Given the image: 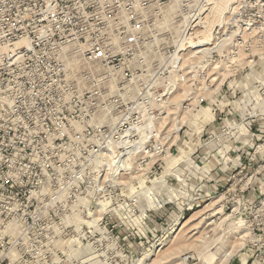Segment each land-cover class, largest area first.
Wrapping results in <instances>:
<instances>
[{"label":"rangeland","instance_id":"obj_1","mask_svg":"<svg viewBox=\"0 0 264 264\" xmlns=\"http://www.w3.org/2000/svg\"><path fill=\"white\" fill-rule=\"evenodd\" d=\"M165 13L150 56L178 14L180 63L201 70L163 123L88 118L74 90L39 107L0 92V264H264V0H169Z\"/></svg>","mask_w":264,"mask_h":264},{"label":"built area","instance_id":"obj_2","mask_svg":"<svg viewBox=\"0 0 264 264\" xmlns=\"http://www.w3.org/2000/svg\"><path fill=\"white\" fill-rule=\"evenodd\" d=\"M168 2L0 0V92H25L28 97L17 98L22 106L32 102L39 107L56 104L61 94L74 90L80 95L71 102L88 108V118L114 126L163 123L166 100L187 81L185 72L194 77L201 70L195 63H180L178 14L168 16L173 28L163 22L170 27L165 36L171 44L150 56L147 47L154 40L146 32L166 16ZM193 28L192 23L183 31L184 53L198 44L187 42ZM121 138L116 133L111 141ZM128 148L124 152L136 147ZM162 151L161 145L141 147V152Z\"/></svg>","mask_w":264,"mask_h":264},{"label":"crops","instance_id":"obj_3","mask_svg":"<svg viewBox=\"0 0 264 264\" xmlns=\"http://www.w3.org/2000/svg\"><path fill=\"white\" fill-rule=\"evenodd\" d=\"M248 129L251 131L250 128H248ZM215 130L216 129H213V131H215ZM259 137H262V136H259L258 134H254L252 136V139L250 141H247V142H251V141L253 142L254 140H258ZM243 154H244V152H240V155H238V156L239 157L243 156ZM242 161H243V157H240V162L242 163ZM241 163H238V164L241 165ZM235 167H239V166H235ZM235 167L231 166V168H226V167L225 168H218V171L216 172V174L219 176L218 182H223L224 178H227L229 172L232 171L231 169H236ZM243 168H244V166L241 167L242 170H244Z\"/></svg>","mask_w":264,"mask_h":264},{"label":"bare ground","instance_id":"obj_4","mask_svg":"<svg viewBox=\"0 0 264 264\" xmlns=\"http://www.w3.org/2000/svg\"><path fill=\"white\" fill-rule=\"evenodd\" d=\"M173 93V92H172ZM172 93H170V94H172ZM168 98H169V96H168ZM168 98H167V100H168ZM167 100H166V104H167Z\"/></svg>","mask_w":264,"mask_h":264}]
</instances>
